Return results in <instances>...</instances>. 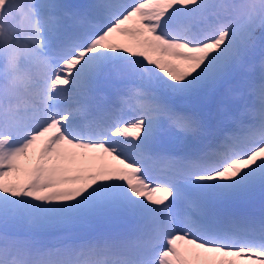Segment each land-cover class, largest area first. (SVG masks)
<instances>
[{"label": "snow or ice", "instance_id": "1", "mask_svg": "<svg viewBox=\"0 0 264 264\" xmlns=\"http://www.w3.org/2000/svg\"><path fill=\"white\" fill-rule=\"evenodd\" d=\"M0 264H264V0H0Z\"/></svg>", "mask_w": 264, "mask_h": 264}]
</instances>
